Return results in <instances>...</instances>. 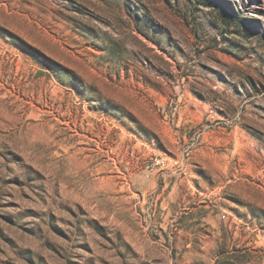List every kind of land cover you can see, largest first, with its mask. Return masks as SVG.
Wrapping results in <instances>:
<instances>
[{
	"label": "rangeland",
	"instance_id": "1",
	"mask_svg": "<svg viewBox=\"0 0 264 264\" xmlns=\"http://www.w3.org/2000/svg\"><path fill=\"white\" fill-rule=\"evenodd\" d=\"M0 264H264V0H0Z\"/></svg>",
	"mask_w": 264,
	"mask_h": 264
}]
</instances>
